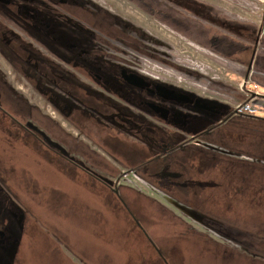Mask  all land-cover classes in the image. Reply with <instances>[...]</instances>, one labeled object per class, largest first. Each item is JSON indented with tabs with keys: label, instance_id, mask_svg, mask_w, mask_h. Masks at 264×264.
<instances>
[{
	"label": "rangeland",
	"instance_id": "rangeland-1",
	"mask_svg": "<svg viewBox=\"0 0 264 264\" xmlns=\"http://www.w3.org/2000/svg\"><path fill=\"white\" fill-rule=\"evenodd\" d=\"M95 1L142 29L148 51L178 68L149 63L155 76L231 107L254 90L261 94L256 102L264 101V0H217L260 30L249 70L217 59L206 34L172 30L171 18L130 0ZM0 72L32 97L1 54ZM242 115L237 128L244 136L231 138L232 149L207 137L201 141L214 148L196 141L178 147L183 128L165 118L146 123L143 134L122 136L129 151L108 144L114 159L104 145L113 130L62 119L72 135L61 137L60 128L32 124L0 94V264H264V122L252 118L264 116ZM224 149L245 163L217 160L212 153L226 155ZM99 154L114 167L102 169ZM129 167L135 168L125 172ZM117 181L119 194L112 190ZM154 188L195 210L203 223Z\"/></svg>",
	"mask_w": 264,
	"mask_h": 264
},
{
	"label": "flooded vegetation",
	"instance_id": "flooded-vegetation-1",
	"mask_svg": "<svg viewBox=\"0 0 264 264\" xmlns=\"http://www.w3.org/2000/svg\"><path fill=\"white\" fill-rule=\"evenodd\" d=\"M130 1L154 16L171 18L162 20L172 30L206 34L211 43L207 49L217 59L241 67L255 61L257 25L217 0ZM226 1L248 5L246 0ZM206 41L200 43L207 46ZM0 54L14 79L32 91L30 98L0 72V94L16 111L36 126L60 128L61 137L72 135L62 119L83 129L96 130L100 125L113 130V140L108 137L104 144L110 158L117 154L108 144L129 151L122 136L143 134L148 122L166 118L180 124L184 143L199 134L201 141L233 115H240L225 102L150 73L149 63L177 66L148 51L142 29L95 0H0ZM187 76L191 83L197 80Z\"/></svg>",
	"mask_w": 264,
	"mask_h": 264
},
{
	"label": "trees",
	"instance_id": "trees-1",
	"mask_svg": "<svg viewBox=\"0 0 264 264\" xmlns=\"http://www.w3.org/2000/svg\"><path fill=\"white\" fill-rule=\"evenodd\" d=\"M259 35V34H257ZM259 63H261L259 61ZM248 70H249V67H250V63L248 64ZM249 117V116H248ZM247 118L246 115H233L224 125H222L221 127H219L217 130H215L213 133L207 135L206 137L209 138L212 142H215L217 144H220L222 146H225V147H228V148H234L233 146H231V138H237L238 136H244V132L243 133H240L238 132V126L241 125L243 119ZM254 119H257V120H260V121H263L264 122V118H255V117H252ZM200 147V146H199ZM201 149V148H199ZM239 150L240 152H246L245 150H240V149H237ZM212 153V151H209ZM212 154L214 155H217L219 158L217 160L221 161L222 159H224L225 161H229V160H232V159H238V158H234V157H230V156H227V155H221L219 153H215L213 152ZM248 154H251V155H257V152H254L253 150L249 151ZM100 161L99 162V166L102 168V169H105V166H113V164H111L110 162H108L109 160L102 154H100ZM103 158V159H102ZM240 163H245V160H236ZM218 162V161H216ZM233 163V162H232ZM250 163V162H249ZM232 165V164H231Z\"/></svg>",
	"mask_w": 264,
	"mask_h": 264
},
{
	"label": "water",
	"instance_id": "water-1",
	"mask_svg": "<svg viewBox=\"0 0 264 264\" xmlns=\"http://www.w3.org/2000/svg\"><path fill=\"white\" fill-rule=\"evenodd\" d=\"M227 119L223 120L222 122H220L218 125H221L223 124ZM209 130V129H208ZM202 134H199L197 136H194L193 138H191L190 140H188L187 142H191V141H196V142H199L201 144H203L204 146L206 147H209V148H214L213 145L210 143V142H203V141H200L199 140V136H201ZM187 142H184L182 144H180L178 147H182L184 146ZM222 153L224 154H227V155H230V156H241L233 151H229V150H221ZM112 190L119 194V189H118V181L115 182L114 186H112ZM154 190L158 191V193H160L162 196H164L165 199H167L171 204H173L174 206H176L178 209H180L183 213H186L188 215H190L192 218L200 221L201 223H203V220L201 218V216L199 217V213H197L195 210L189 208V207H186L184 206L183 204L179 203L178 201L174 200L172 197H170L169 195H167L166 193L160 191V190H157L154 188ZM205 224V223H204Z\"/></svg>",
	"mask_w": 264,
	"mask_h": 264
},
{
	"label": "built area",
	"instance_id": "built-area-1",
	"mask_svg": "<svg viewBox=\"0 0 264 264\" xmlns=\"http://www.w3.org/2000/svg\"><path fill=\"white\" fill-rule=\"evenodd\" d=\"M253 91V90H252ZM260 92L254 90V95L250 100H244L232 107L234 113L247 114L252 116H264V101H257L256 98L259 97Z\"/></svg>",
	"mask_w": 264,
	"mask_h": 264
},
{
	"label": "crops",
	"instance_id": "crops-1",
	"mask_svg": "<svg viewBox=\"0 0 264 264\" xmlns=\"http://www.w3.org/2000/svg\"><path fill=\"white\" fill-rule=\"evenodd\" d=\"M228 107L232 108L231 106L228 105Z\"/></svg>",
	"mask_w": 264,
	"mask_h": 264
}]
</instances>
